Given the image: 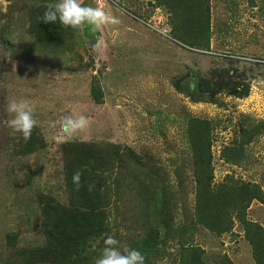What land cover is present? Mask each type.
Listing matches in <instances>:
<instances>
[{"label": "rangeland", "instance_id": "1", "mask_svg": "<svg viewBox=\"0 0 264 264\" xmlns=\"http://www.w3.org/2000/svg\"><path fill=\"white\" fill-rule=\"evenodd\" d=\"M208 1V40L192 46L176 39L157 0H100L120 23L99 32L59 21L43 28L42 10L54 0H0V264H95L107 236L139 250L145 264L258 263L264 0ZM14 97L34 106L27 142L6 123ZM71 114L87 116L89 127L58 142ZM192 120L210 125L211 214L227 221L222 233L198 219ZM90 150L96 170L86 166L77 188L69 170ZM231 183L254 185L258 197L217 204L219 186ZM82 208L106 212L103 231L62 251L57 226Z\"/></svg>", "mask_w": 264, "mask_h": 264}, {"label": "trees", "instance_id": "2", "mask_svg": "<svg viewBox=\"0 0 264 264\" xmlns=\"http://www.w3.org/2000/svg\"><path fill=\"white\" fill-rule=\"evenodd\" d=\"M157 5L170 10L171 21L174 24L172 32L176 35L179 42L190 43L192 46H202L208 40L209 36V13L208 0H157ZM45 9L42 10V16ZM43 28L50 29V25L42 22ZM191 46V47H192ZM189 143L194 156V166L196 169L197 183L199 188L198 202V219L209 230L222 233L229 229L226 224L221 223L220 215L211 214L212 190L210 188L211 175V153H210V125L204 121L192 120L189 126ZM229 151V150H226ZM86 153L85 164H76L69 170V177L73 179V173L79 169L82 171L80 183L87 181L86 166L94 168V161L98 160V156H94V151ZM231 157V156H230ZM237 161L236 158H229ZM95 169V168H94ZM96 170V169H95ZM230 184V183H229ZM221 184L217 192H219L218 203L222 197L229 199L226 203H230L234 207L242 204V196L250 195V199L257 198L255 186L247 183H231ZM89 186V185H88ZM88 186H83L82 191L92 195L95 189L89 191ZM96 191H99L98 189ZM216 204V205H217ZM238 205V206H237ZM77 215L70 214L65 221L57 226L58 247L62 251L70 252L74 247V242L78 239H85L94 236L103 231L107 214L105 211L97 208L75 209ZM252 246L257 260V264H264V248H262V240L256 239L252 241Z\"/></svg>", "mask_w": 264, "mask_h": 264}, {"label": "clouds", "instance_id": "3", "mask_svg": "<svg viewBox=\"0 0 264 264\" xmlns=\"http://www.w3.org/2000/svg\"><path fill=\"white\" fill-rule=\"evenodd\" d=\"M44 23L54 24L57 21L65 28L83 30L88 26L93 32H99L107 25H118L119 19L109 14L105 7L97 0L95 7L83 4L82 0H54L45 5L43 16L39 18ZM5 111L9 116L7 126L19 133L27 142L37 125L34 118V106L24 98H12L7 102ZM61 133L56 136L58 142L85 131L90 124L85 115L71 114L63 118ZM82 171L77 169L73 173V183L80 187ZM89 191L92 185H89ZM119 241L112 236L104 240V247L95 264H145L144 255L135 248L118 247Z\"/></svg>", "mask_w": 264, "mask_h": 264}]
</instances>
